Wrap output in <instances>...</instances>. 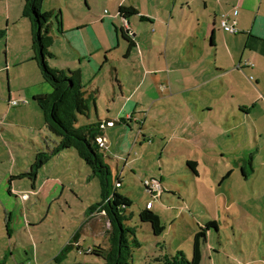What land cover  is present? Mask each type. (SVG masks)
Returning <instances> with one entry per match:
<instances>
[{
    "label": "rangeland",
    "instance_id": "obj_1",
    "mask_svg": "<svg viewBox=\"0 0 264 264\" xmlns=\"http://www.w3.org/2000/svg\"><path fill=\"white\" fill-rule=\"evenodd\" d=\"M85 1L45 0L42 12L51 13L53 7L61 3L73 19L74 5L77 3L86 10ZM100 1L101 4L107 2ZM67 2L68 8L65 6ZM13 6L15 19L19 15L18 1ZM24 22L30 26L27 19ZM173 24L181 26V33L170 42L179 66L171 69L170 74L158 73L161 79L158 84L152 73L134 75L128 70L130 76L121 74L120 77L124 84L131 83V88L126 86L127 95L110 104L108 99L114 92L110 77L106 74L109 79L104 80L103 77L89 76L84 69V84L96 81L103 88L102 98L96 94L101 120L117 123L114 129L107 128L105 136L110 139L111 149L104 147L103 155L112 172L110 194L117 188L118 194L127 196L132 202L126 208V213L132 215L127 224L136 229V238L141 244L140 249H134L132 262L146 264L155 257L173 256L179 251L191 260L194 236L202 229L206 242L201 247L200 264H264L263 130L258 135L245 119L244 111L232 99L231 88L220 86L218 80L216 85L210 83L200 87L208 73L202 69L201 62L189 61L191 54H187L185 48L186 45L192 49L187 35L194 31L193 20L182 24L175 20ZM28 26L12 25L9 37L0 40V121L4 128L1 130L0 127V263L102 264V260L90 252L99 245L105 246V234L111 227L98 207L102 203L99 180L77 153L71 150L52 157L39 172L34 192L32 181L21 177L29 172L36 154L40 150L47 151V146L51 149L50 140L55 141L48 134L42 112L32 98L24 101L32 91L40 94L51 91L50 86L43 83L36 62L30 59L19 64L31 48ZM0 29H7L3 18H0ZM113 32L115 35L114 28ZM53 37L52 51L57 58L49 60L50 67L68 73L65 67L69 65L72 71H76L78 66L67 56L74 54L68 40L60 38L56 29ZM115 39L117 45L116 36ZM194 42L202 46L200 41L192 40V44ZM196 53L200 54L199 51ZM248 54L246 52L241 62L251 60ZM118 59L115 61L117 65L120 63ZM148 62L152 65L149 68L155 69V61L149 59ZM242 75L238 85L231 83L233 89L240 86V103L250 98L243 89L256 90V83L249 79L252 75ZM168 77L173 83L172 92ZM40 83L45 92H41ZM88 90L95 92L96 86L92 84ZM202 91L209 96L216 92L223 94L222 106L218 102L217 110L211 112L213 118L209 113H203L201 107L205 98ZM9 95L12 103L22 101L20 106L8 103ZM232 101L235 108H232ZM137 102L143 106L142 113L133 115L136 121L122 123V112H127L124 108L129 105L127 109L133 113L132 108ZM109 105L117 111L116 118L108 116ZM188 106L196 112V120L187 110ZM234 109L240 118L238 123L243 124V130L245 128L244 134L233 127L237 122L233 118ZM94 115L91 119L79 117L78 126L98 122ZM255 116L257 114L252 113L251 117ZM200 122L206 134L201 135L207 140V144L201 147L203 138L196 134V124ZM261 123L264 125V120ZM184 125H192L191 133L189 128H183ZM184 132L190 140L183 139ZM208 137L212 141L215 139L214 146H210L212 141ZM251 154L255 156V173L250 170V176L244 178L238 163L242 157L250 161ZM190 158L199 162V177L188 171L186 163ZM232 171L233 175L227 178ZM117 177L119 181H116ZM12 178L15 180L9 183ZM146 181L161 183L162 196L157 198L147 192ZM152 206L164 227L160 237L153 235L149 223H142L139 219L141 211ZM208 223H217V230L207 229Z\"/></svg>",
    "mask_w": 264,
    "mask_h": 264
},
{
    "label": "crops",
    "instance_id": "obj_2",
    "mask_svg": "<svg viewBox=\"0 0 264 264\" xmlns=\"http://www.w3.org/2000/svg\"><path fill=\"white\" fill-rule=\"evenodd\" d=\"M15 1H18L19 15H16V18L13 19V3H15ZM68 4V2L65 4L67 8L69 7ZM74 6L76 12L73 10L75 12L73 19L68 16L61 3L53 7L51 14L55 19V24L51 20V34L53 36L56 29L59 37L68 40L74 51V54H67V56L78 66L76 71H80L81 73L82 83L86 86L85 91L87 95H93L95 97V105L92 106L88 118L91 119L92 115L95 113L99 121L105 124L102 139L105 149H111L108 144L110 139H107L105 136L107 128L114 129L117 123L109 119H107L106 122L101 120V113L97 107L96 94L98 93L102 98L103 88L96 81H91V83L85 85L83 82L85 78L84 69L86 68L85 70L88 72L89 76L94 75L101 79L103 77L104 80L108 78L105 76L106 74L110 77V80L113 82L112 87L114 90L111 99H108V103L110 104L118 102L121 96L125 97L127 95V91L125 90L126 86L131 88L132 84H124L123 78L120 77L121 74L126 77L130 76L127 74L128 70L134 75L141 72L147 76L152 73L154 82L158 84L161 80L159 74H170L171 69L179 66L176 62L177 60H175V48H170V42L174 41L171 39L178 37L181 33V26H174L173 24L175 20H179L181 24L185 21L188 22L193 20L195 27L194 31L192 30V35L190 33L189 36L187 35L188 39L191 40L192 49L184 45L187 54H191L189 61L194 64L201 62L202 69L208 73V77L200 83V87L204 88L210 83L216 85L215 82L218 80L220 86L231 88L233 90L232 95H234L232 99H235L238 108L245 112H243L245 119L254 127L258 135L262 129V136H264V125L261 123V120H264V0H107V2H102V4L100 0H86V10L82 9L77 3ZM120 7H133L137 10L138 15L121 17L118 13ZM22 9L23 0H0V18H3L7 25V29H5L6 38L9 37V28L12 25L22 24L24 28H27L28 24L24 22L25 18L22 16ZM223 17H225L228 25L234 27L236 33L231 34L223 31L221 27ZM58 22L61 23V26ZM113 28L115 30V35ZM1 30L3 29H0V31ZM122 32L123 34L128 32V36L135 44L129 52V44L122 37ZM115 36L117 38V45ZM28 37L31 38L30 26H28ZM192 40L200 41L202 46L195 42L192 44ZM197 51L200 52L199 55L196 53ZM246 52H249L248 56H251V60L248 59L247 62L243 63L241 61L244 59ZM119 53H121V57ZM27 54L28 55L21 59L19 64H25L32 58L31 48ZM134 54H137V56H134ZM139 54L140 56H138ZM56 58L55 55L54 59ZM117 59L120 61L118 65L115 62ZM149 59L155 61V69L149 68L152 66L151 63L148 62ZM55 68L59 69L57 67ZM184 68L191 69L190 66H185ZM65 69L72 71L69 65L65 67ZM59 70L64 71V69ZM242 73L247 76L251 74L252 76L249 77V79L256 83V90L246 91L243 89L250 97L248 99L249 101H246L249 103L245 101L244 103H240L238 95L240 86L234 89L231 87L232 82H235L237 85L239 84L240 78H243ZM168 82L172 92L173 83L169 77ZM140 83H142V81ZM92 84L96 86L95 92H90L88 90ZM41 85L42 83L39 84V86ZM41 87V92H45V88H43V86ZM108 87L109 89L111 88L109 84ZM50 92L51 91L46 94ZM189 92H191V89H189ZM220 93L221 92H216L213 96H209L202 91L205 103L202 104L201 108L203 113H209V117L211 118H213L211 112L217 110V103L219 102L220 106H222L221 103L224 97L222 96L223 94L220 95ZM174 94L176 93H172L171 95ZM36 95L44 94H40L39 91H32L31 95L27 96L24 101L27 102L29 100L28 98L31 97L33 99ZM8 98L9 103L11 101V95H9ZM20 102L22 101H18L19 106ZM231 103L233 105L232 108H235V102L232 101ZM140 104L138 102L135 103L132 108L133 113L127 109V106H129L127 105L124 108L125 112H127L125 114L122 112V116L120 117L121 122L127 124V121H136L137 119H135L133 115L135 113H142L143 106ZM113 109L114 108H111L109 105L107 114L108 116L116 118L117 115L115 113H117V111ZM258 109L259 111L256 112ZM187 110L191 113L194 120H196V112L189 106ZM232 113L234 116L233 118L237 121L233 127L237 128L238 131L240 129L242 134H244L245 128L243 130V124L240 125L238 123L240 118L237 111L234 109ZM252 113L254 115L257 114V116L251 117ZM200 118H202V115H200ZM125 119L127 120L125 121ZM0 122L1 130H3L2 121ZM108 122H111L112 126L106 125ZM214 124L217 125L216 120ZM202 125V122L196 124L197 135L202 136V133L206 135ZM210 127L213 126L211 125ZM226 127L231 126L227 125ZM183 128H189L190 133L192 131V125H184ZM202 138V144L199 145L200 147L203 146V144H207V140L204 139L203 136ZM183 139L190 140L191 138L187 136V132H184ZM208 139L212 141L211 137H208ZM214 144L215 139L210 143V146H214ZM132 150L133 146L130 151ZM237 154L238 153H236V155ZM254 158V154H251L249 159L250 163H248L249 161L244 157L239 160L240 164L238 163V166L241 167V169L242 167L245 168L246 177L244 178L250 176V170L255 173ZM187 162L194 163L197 175H194L192 172L189 173L194 177H199V162L197 159L190 158ZM233 172L234 171L230 173L231 175L229 178L233 175ZM116 181H119L118 177ZM32 190L33 192L36 190V182ZM9 195L13 196V193L9 191ZM151 210L153 211V206ZM105 235L106 240L104 239V241L106 242L104 247H107L109 244V235L108 233Z\"/></svg>",
    "mask_w": 264,
    "mask_h": 264
},
{
    "label": "trees",
    "instance_id": "obj_3",
    "mask_svg": "<svg viewBox=\"0 0 264 264\" xmlns=\"http://www.w3.org/2000/svg\"><path fill=\"white\" fill-rule=\"evenodd\" d=\"M44 1L23 0L22 16L30 23L31 60L36 62L42 80L51 88L49 94L36 95L32 101L41 110L44 126L55 141L50 140L53 144L51 149L47 146V151L40 150L36 154L29 172L21 177H28L34 185L39 172L52 157L62 152L75 151L90 168L92 175L99 180L102 203L98 207L101 209L100 212L106 215L111 227L108 233V246L99 245L90 253L100 258L102 264H134L132 262L133 251L140 249L141 244L136 238V229L127 224L132 215L126 213V208L130 207L132 202L127 196L118 194L117 188L110 194L109 180L112 172L104 160V147L99 142V139H103L105 124L98 121L78 126L79 117L88 118L92 106L95 105V97L87 95L85 91L86 86L82 83L80 71H68L66 73L49 65V60L55 58L52 51L54 37L51 34L50 24L53 15L42 12ZM118 13L121 17L138 15L137 10L133 7H120ZM58 23L61 26V23ZM128 35L126 32L122 37L129 44V52L135 44ZM4 38H6V31L1 30L0 40ZM186 165L189 172L197 175L194 163L187 162ZM241 174L246 177L243 167ZM14 180L12 178L10 182ZM145 189L150 193L147 186ZM139 219L142 223L151 225L155 237H160L163 234L164 227L160 216L148 207L141 211ZM206 227L217 230V223H208ZM205 242L206 234L201 229L194 236L191 260H188L186 255L179 251L173 256L155 257L146 264H200L201 247Z\"/></svg>",
    "mask_w": 264,
    "mask_h": 264
},
{
    "label": "built area",
    "instance_id": "obj_4",
    "mask_svg": "<svg viewBox=\"0 0 264 264\" xmlns=\"http://www.w3.org/2000/svg\"><path fill=\"white\" fill-rule=\"evenodd\" d=\"M221 27L223 29L224 32H229V33H236L234 27L230 26L227 24L225 17L222 18L221 21ZM12 103V102H10ZM13 106L17 107L19 106V103L17 101L12 103ZM1 125V122H0ZM106 125L108 126H112L111 122H108ZM102 139H99V142L101 144L102 147H104V144L102 142ZM145 186L148 187L150 193L154 196L159 198L162 195V185L161 183L157 182V181H146L145 182Z\"/></svg>",
    "mask_w": 264,
    "mask_h": 264
}]
</instances>
